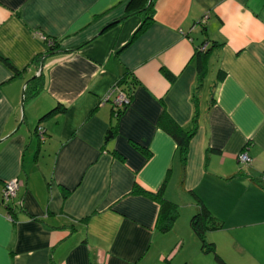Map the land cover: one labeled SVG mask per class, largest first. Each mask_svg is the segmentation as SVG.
Masks as SVG:
<instances>
[{"label": "crops", "instance_id": "0c3cea01", "mask_svg": "<svg viewBox=\"0 0 264 264\" xmlns=\"http://www.w3.org/2000/svg\"><path fill=\"white\" fill-rule=\"evenodd\" d=\"M150 4L0 0V53L24 70L13 76L0 62V264H217L189 225L198 198L224 222L210 234L224 257L264 264V189L253 180L264 169V0H153L152 23L134 36ZM45 37L61 51L44 56L43 88L24 96L15 132ZM127 74L138 84L116 118L102 99ZM56 106L39 141L38 120ZM168 121L195 127L185 162ZM245 149L251 165L238 160ZM164 182L181 207L167 232L156 227L157 199L133 193Z\"/></svg>", "mask_w": 264, "mask_h": 264}, {"label": "trees", "instance_id": "16d2710c", "mask_svg": "<svg viewBox=\"0 0 264 264\" xmlns=\"http://www.w3.org/2000/svg\"><path fill=\"white\" fill-rule=\"evenodd\" d=\"M152 8H153V0H151L150 5L145 6L144 8L141 9V14L143 15L142 22L138 30H136V32L134 33V36L141 33L144 29H146L152 23L153 21ZM132 12L133 10L127 11L125 16L116 20L114 23H119L126 16L132 14ZM203 20L204 18H202L198 22V24H196V26L197 25L203 26L205 23V21ZM45 40L48 42V51L44 53L43 55H36L33 58L31 65H33L34 67L39 66L44 56L47 57L49 55H52V54H55L61 51L60 42L56 40V38L45 37ZM131 41H132V38H131ZM130 42H128V44ZM209 58H210V54H209L208 49L204 48L203 50L201 49L199 50V52H197V59L199 61L198 72H199V76L201 77L202 81L204 80V77L206 76V68H207ZM0 62L4 64L12 72L13 76H19L24 71L23 69H18L17 67H15L8 60V58L1 53H0ZM223 77H224V73L219 70L217 79L220 80V79H223ZM29 83H28L29 86L26 88V93H25V98L27 99L33 98L34 96H36L38 92L43 88L44 82H43L42 74L35 79H30ZM137 84L138 82L135 79V77L132 74H127L126 76L122 77L118 81L117 85H115L116 87L114 88L115 89L117 88V90L119 89L125 95L127 99V102L123 103L122 106L120 107L114 105L112 100L109 101V103H111V106H112V112L116 118L120 117V115H122L126 111V109L129 107V105L131 104ZM63 110L64 108H62L61 106H56L48 110L47 112H45L39 118L38 123L35 127V131H34L39 141L44 140V128L40 126L41 123L45 121L47 118ZM168 122H169L168 124L163 123L162 128L176 141L178 147L182 151V161L185 162L187 148H188L190 139L194 133L195 127L193 126V128L190 130H183V129L178 128L176 125H174L172 121H168ZM40 131H43V135L39 134ZM141 149L144 150V155H145L146 160L149 159L151 157L150 150L145 147H142ZM244 151H246V149ZM249 158H250V161L248 163H245V165L246 164L251 165V163H253V158H251L250 156ZM238 160H239V157H238ZM253 180L258 186L264 189V169L262 171L261 176L256 177ZM164 186H165V182L154 194H151L152 192H148L147 190L142 189L140 186L139 187L134 186L133 193H147L148 195L154 196L157 199V201L159 202V214L156 220V227L159 228L163 232H167L168 230L172 229L176 220L178 219L180 215L181 207L178 203H175L174 201H171L164 196ZM180 187L181 188L184 187L183 175H182V179L180 182ZM191 193L195 195L193 191ZM198 203L199 204L196 207V210L193 212V214L188 220H189V225H190L192 232L194 233V235L197 237V239L200 242V247L202 251L204 253H211L217 264H231L224 257V255L217 249V245L215 241H213V239H211V236H210L212 231L222 229L224 227V222L221 219L216 218L211 213L207 205H205V203L199 198H198ZM6 207L8 210L7 214L10 217H12L10 219H13L14 212H13L12 207L9 205H6Z\"/></svg>", "mask_w": 264, "mask_h": 264}, {"label": "built area", "instance_id": "2783aa9c", "mask_svg": "<svg viewBox=\"0 0 264 264\" xmlns=\"http://www.w3.org/2000/svg\"><path fill=\"white\" fill-rule=\"evenodd\" d=\"M110 100L113 101L114 105L119 106V107L122 106L123 103L127 102L125 95L119 89L117 90V88L115 89L114 87L102 99V103L109 102ZM39 134L43 135V131H40ZM238 157L241 162L248 163L250 161V158L248 154L246 153V151H242L238 155ZM18 189H19V183L17 180L7 182L4 185V188L2 191V199H3L4 204L12 201Z\"/></svg>", "mask_w": 264, "mask_h": 264}, {"label": "water", "instance_id": "95a60500", "mask_svg": "<svg viewBox=\"0 0 264 264\" xmlns=\"http://www.w3.org/2000/svg\"><path fill=\"white\" fill-rule=\"evenodd\" d=\"M44 59H45V58L43 57L42 60H41V67H40V69H39L38 74H36L35 76H33L32 79H35V78H37V77L40 76L41 71H42V69H43V63H44L43 60H44ZM24 96H25V94H22V103H21L22 117H21V120H20V122H19V124H18V126H17V128H16V130H15V132L21 127V125L23 124V121H24ZM2 141H3V139L0 140V143H1Z\"/></svg>", "mask_w": 264, "mask_h": 264}, {"label": "rangeland", "instance_id": "374dc122", "mask_svg": "<svg viewBox=\"0 0 264 264\" xmlns=\"http://www.w3.org/2000/svg\"><path fill=\"white\" fill-rule=\"evenodd\" d=\"M204 48H206V46H202L201 49L203 50ZM180 212H181V208H180Z\"/></svg>", "mask_w": 264, "mask_h": 264}, {"label": "clouds", "instance_id": "9594fccd", "mask_svg": "<svg viewBox=\"0 0 264 264\" xmlns=\"http://www.w3.org/2000/svg\"><path fill=\"white\" fill-rule=\"evenodd\" d=\"M205 18H206V16L204 17V19H205ZM240 153H241V152H240ZM240 153H239V154H240ZM239 154H238V155H239Z\"/></svg>", "mask_w": 264, "mask_h": 264}]
</instances>
